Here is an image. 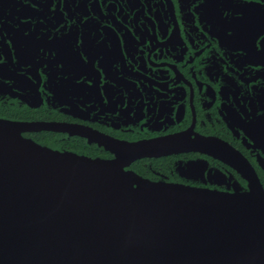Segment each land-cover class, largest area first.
Wrapping results in <instances>:
<instances>
[{
	"label": "flooded vegetation",
	"instance_id": "af4514ba",
	"mask_svg": "<svg viewBox=\"0 0 264 264\" xmlns=\"http://www.w3.org/2000/svg\"><path fill=\"white\" fill-rule=\"evenodd\" d=\"M0 119L151 182L248 191L227 144L264 189V0H0Z\"/></svg>",
	"mask_w": 264,
	"mask_h": 264
},
{
	"label": "water",
	"instance_id": "95a60500",
	"mask_svg": "<svg viewBox=\"0 0 264 264\" xmlns=\"http://www.w3.org/2000/svg\"><path fill=\"white\" fill-rule=\"evenodd\" d=\"M43 130L61 129L0 119V264H264V189L232 147L245 192L151 182L23 136Z\"/></svg>",
	"mask_w": 264,
	"mask_h": 264
}]
</instances>
